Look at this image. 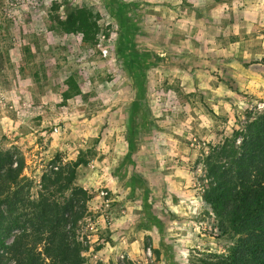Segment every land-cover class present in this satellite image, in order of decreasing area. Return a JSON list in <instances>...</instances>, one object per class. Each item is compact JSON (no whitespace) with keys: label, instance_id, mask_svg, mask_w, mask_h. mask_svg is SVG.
Returning a JSON list of instances; mask_svg holds the SVG:
<instances>
[{"label":"rangeland","instance_id":"1","mask_svg":"<svg viewBox=\"0 0 264 264\" xmlns=\"http://www.w3.org/2000/svg\"><path fill=\"white\" fill-rule=\"evenodd\" d=\"M75 8L94 41L57 28ZM261 114L264 0H0V152L33 199L83 158L85 264H216L236 238L203 194Z\"/></svg>","mask_w":264,"mask_h":264},{"label":"trees","instance_id":"2","mask_svg":"<svg viewBox=\"0 0 264 264\" xmlns=\"http://www.w3.org/2000/svg\"><path fill=\"white\" fill-rule=\"evenodd\" d=\"M56 25L65 34L81 35L85 43L100 33L95 16L85 8H75ZM123 48L131 63L135 50ZM223 158L225 166L211 169L214 186L203 201L222 221L223 235L236 242L216 264H264V114L245 127L236 156ZM84 164L77 158L53 178H44L33 199L31 182L22 176L23 158L0 152V264H85L75 226L83 210L78 203L88 197L71 187L76 169Z\"/></svg>","mask_w":264,"mask_h":264},{"label":"crops","instance_id":"3","mask_svg":"<svg viewBox=\"0 0 264 264\" xmlns=\"http://www.w3.org/2000/svg\"><path fill=\"white\" fill-rule=\"evenodd\" d=\"M182 51H183V53L185 54L186 52H188L189 50L187 49V48H182ZM191 57V56H190ZM189 59H191V58H189ZM185 63V62H184ZM181 65H183V64H181ZM191 66L192 65H189L188 66V64H185V68L186 69H190L189 71H191ZM195 71V70H194ZM193 71V72H194ZM224 91V92H226V93H228L229 95H233L234 93L231 91V90H229V89H226L224 86H222V85H219V86H217L216 88H215V93H214V95H215V97L218 99V100H225V98H224V93H221V94H219V92L218 91Z\"/></svg>","mask_w":264,"mask_h":264}]
</instances>
